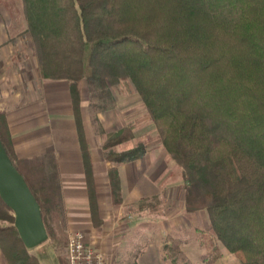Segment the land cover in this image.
I'll use <instances>...</instances> for the list:
<instances>
[{"label":"trees","instance_id":"obj_1","mask_svg":"<svg viewBox=\"0 0 264 264\" xmlns=\"http://www.w3.org/2000/svg\"><path fill=\"white\" fill-rule=\"evenodd\" d=\"M20 7L22 33L30 36L40 78L69 83L89 187L93 167L83 84L101 134L98 114L115 110L120 86L129 83L182 170L185 211L208 218L212 236L206 248L212 256L206 264L222 257L218 243L239 264H264V0H21ZM0 136L55 239L54 221L66 225L56 157L19 159L4 114ZM134 138L131 128L109 137L106 160L119 165L143 159V144L116 151ZM109 175L113 201L120 205L119 174L113 169ZM91 212L95 227H102L92 197ZM0 220L10 223L0 226L8 264H41L1 198ZM162 252L166 262L189 264L176 239Z\"/></svg>","mask_w":264,"mask_h":264},{"label":"crops","instance_id":"obj_2","mask_svg":"<svg viewBox=\"0 0 264 264\" xmlns=\"http://www.w3.org/2000/svg\"><path fill=\"white\" fill-rule=\"evenodd\" d=\"M5 1L6 3H3L0 0V67L7 57L14 55L16 49L13 42L21 34L17 32L18 17L12 14L14 5L9 4L11 0ZM19 1L21 6V0ZM15 14H18L17 10ZM18 66L22 68V64H16L14 67L18 68ZM2 76L0 69V79ZM23 83H25L24 90L19 89V86L12 81V87L4 91L3 94L7 98L3 102L7 106L5 112L13 135L15 151L21 159H32L47 154L56 157L62 180L66 222L69 229L85 228L90 230V226L95 229L91 212V197L97 203L103 222L101 229H95L97 232H101L109 221L114 222L116 214H121L123 211L133 214V210H137L136 214L142 215L143 219L137 226L146 225V219L155 214L158 218L165 217L166 213H163L161 207L167 200V191H173L175 194L182 185H179L172 175L166 172L162 175L160 171L153 170L156 154L152 149H147V155L143 159L127 164L117 165L105 158L106 153L103 146L109 136L129 128L126 127L123 117L120 116L118 107L115 110L98 114L101 132H103L98 133L93 127L86 105L89 99L86 97L83 84L82 113L93 167L92 184L89 187L69 83L41 79L38 63L35 73L31 74L30 79H25ZM132 130L136 135L135 129ZM137 137L136 135L134 139L119 145L116 148L118 152L134 149L141 141ZM113 169L117 170L121 182L122 203L120 205H116L113 201L109 175ZM172 180L174 182H171ZM186 194L183 196L181 188L179 197L183 196L184 201L181 208L184 212H186ZM154 202L155 206L152 204ZM198 213L205 212L186 214L196 216ZM169 218V222L177 223L178 215ZM206 219L208 220L207 216ZM156 245L159 247L156 252L151 249L152 245L147 246V250L138 258L140 264H143L146 259L147 262H156V264L165 260L162 252L163 245L161 246L159 243ZM0 264H8L1 248ZM65 264H68V259Z\"/></svg>","mask_w":264,"mask_h":264},{"label":"rangeland","instance_id":"obj_3","mask_svg":"<svg viewBox=\"0 0 264 264\" xmlns=\"http://www.w3.org/2000/svg\"><path fill=\"white\" fill-rule=\"evenodd\" d=\"M1 2L6 3L5 0H1ZM19 2V0H11L9 4L14 5L12 14L18 17L17 32L21 34L14 39L13 46L16 49L14 55L7 57L2 67H0L3 74L0 79V114L5 115L14 149L13 135L5 112L7 106L3 102L7 98L3 94L5 93L4 91L12 87V81L19 86V89L24 90L25 83L23 81L27 78L30 79L31 74L35 73L37 65V61L31 51L32 42L30 36L22 33L26 28V22L21 14H15L16 10L19 12L21 8ZM16 64H22V68L20 66L15 68ZM84 86L86 97L89 99L87 87L86 85ZM117 97L118 112L123 117L126 127L134 128L137 132V138L141 140L136 147L143 144L147 149H152L153 153L156 154L153 170L155 172L160 171L162 175L165 172L172 175L174 180L176 179L182 187L175 194L173 191H167V200L165 205L161 207L163 213H166L165 217L158 218L155 214L146 219V225L137 226L143 219L142 215L136 214L137 210H133V214H128V212L124 211L121 214H116L115 221H109L101 232L95 231V229H101L95 227V225V229L90 226V230L85 228L69 229L67 222L65 225L62 220H58L59 223L55 220L52 226L53 228L57 227L56 238H50L49 236V240L45 244L31 251L32 254H36L39 257L41 264H65L67 262L69 234L82 232L85 234L89 246L104 253L107 258V264H140L138 258L147 250L148 245H152L151 249L156 252L159 248L156 244L159 243L164 246L170 238L176 239L181 243V248L185 252V257L189 264H206L205 257L211 259L212 256L209 253L210 250L206 248L208 246L207 238L208 235L212 236V230L205 213L190 216L182 210L181 204L184 201L183 196H185L187 189L186 182L182 177V170L163 149L157 130L149 118L139 95L129 83H123L120 86ZM88 102L86 103L87 106L89 105ZM93 127L97 131V126ZM116 151L118 152L117 149ZM16 155L18 156L17 153ZM174 180L171 182H174ZM181 188L183 191L182 198L179 197ZM152 204L155 206V202ZM174 215H178L177 223L169 222V217ZM9 225L10 223L0 220V226ZM218 245L222 257L214 264H239L237 258L229 253L222 244L218 243ZM162 261L157 264H171L170 261ZM143 264H156V262H147L146 259ZM179 264L184 263L179 261Z\"/></svg>","mask_w":264,"mask_h":264},{"label":"water","instance_id":"obj_4","mask_svg":"<svg viewBox=\"0 0 264 264\" xmlns=\"http://www.w3.org/2000/svg\"><path fill=\"white\" fill-rule=\"evenodd\" d=\"M0 198L15 216V227L28 250L49 240L41 206L10 159L0 136Z\"/></svg>","mask_w":264,"mask_h":264},{"label":"built area","instance_id":"obj_5","mask_svg":"<svg viewBox=\"0 0 264 264\" xmlns=\"http://www.w3.org/2000/svg\"><path fill=\"white\" fill-rule=\"evenodd\" d=\"M67 258L68 264H107L104 253L89 246L82 232L70 234Z\"/></svg>","mask_w":264,"mask_h":264}]
</instances>
